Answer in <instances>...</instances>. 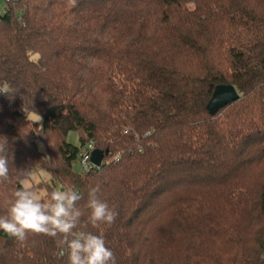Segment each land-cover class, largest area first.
Listing matches in <instances>:
<instances>
[{"label":"trees","instance_id":"16d2710c","mask_svg":"<svg viewBox=\"0 0 264 264\" xmlns=\"http://www.w3.org/2000/svg\"><path fill=\"white\" fill-rule=\"evenodd\" d=\"M218 85L240 97L211 116ZM0 145V215L45 170L30 188L76 186L82 221L98 186L115 220L84 230L117 264H264V0H4ZM58 239L0 232V264H67Z\"/></svg>","mask_w":264,"mask_h":264},{"label":"clouds","instance_id":"9594fccd","mask_svg":"<svg viewBox=\"0 0 264 264\" xmlns=\"http://www.w3.org/2000/svg\"><path fill=\"white\" fill-rule=\"evenodd\" d=\"M0 145V181L9 179V162ZM23 178L19 187L12 191V199L6 213L0 215V232L21 244L30 234H43L59 239L60 255L67 256V264H117L116 256L106 246L102 234H94L84 229L88 224L93 228L101 224L111 225L116 213L109 205L98 198V186L87 192V221L77 202L83 194L76 186H65L49 193L47 199L29 187L37 179L34 170H21Z\"/></svg>","mask_w":264,"mask_h":264},{"label":"water","instance_id":"95a60500","mask_svg":"<svg viewBox=\"0 0 264 264\" xmlns=\"http://www.w3.org/2000/svg\"><path fill=\"white\" fill-rule=\"evenodd\" d=\"M239 93L233 85H218L207 104V111L211 116H215L229 104L239 99ZM108 155V151L94 150L91 155V163L99 168L105 156Z\"/></svg>","mask_w":264,"mask_h":264},{"label":"rangeland","instance_id":"374dc122","mask_svg":"<svg viewBox=\"0 0 264 264\" xmlns=\"http://www.w3.org/2000/svg\"><path fill=\"white\" fill-rule=\"evenodd\" d=\"M2 13H4V0H0V14H2ZM29 118L36 120L37 122L41 121V117L35 113H30ZM67 141L69 143L75 145V146H79L80 145L79 133L75 132V131H71L67 136ZM38 148L41 151H44L43 144L40 141L38 142ZM73 170L76 173H82L83 172V167H82V164L80 163V161H77L73 164ZM36 173H37V179L35 182L30 183L29 187H33V186L38 185V184L51 183V178H50V175L47 171L42 170V171H39ZM38 194L40 195L41 198H43V197H45L47 192L45 190H41Z\"/></svg>","mask_w":264,"mask_h":264},{"label":"built area","instance_id":"2783aa9c","mask_svg":"<svg viewBox=\"0 0 264 264\" xmlns=\"http://www.w3.org/2000/svg\"><path fill=\"white\" fill-rule=\"evenodd\" d=\"M11 1H16V0H11ZM95 150V146L92 142H90L86 147H84L80 154V163L82 164L83 170L88 171L92 168H96L92 163H91V155L92 152Z\"/></svg>","mask_w":264,"mask_h":264}]
</instances>
